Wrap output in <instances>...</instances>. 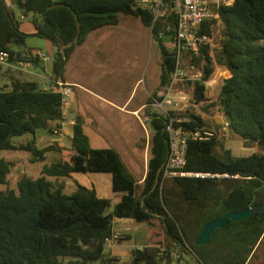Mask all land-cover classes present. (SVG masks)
<instances>
[{
    "label": "trees",
    "instance_id": "trees-1",
    "mask_svg": "<svg viewBox=\"0 0 264 264\" xmlns=\"http://www.w3.org/2000/svg\"><path fill=\"white\" fill-rule=\"evenodd\" d=\"M138 1L23 0L22 14L31 18L36 30L32 36L56 47L52 75L61 81L73 52L92 33L116 26L119 13L139 18L151 29L163 55L160 82L164 85L175 64L166 43L175 37L177 19L170 15L152 26L153 15L137 8ZM218 24L222 34L214 46L211 41ZM200 32L210 41L189 61L201 69L202 77L184 85L196 107L170 115L189 118L178 124L185 130L215 134L208 141L188 140L187 171L239 178L176 177L160 186L161 168L169 154L165 131L169 117L156 112L150 113L152 135L142 182L116 150L93 149L80 121L74 127L71 148H38L34 137L15 144L16 137L59 129L64 121L62 98L0 64V81L6 82L0 87V184L6 186L0 190V264H123L106 252L115 223H152L154 219L174 249L156 244L133 248L126 258L130 264H167L174 250L189 264H255L264 249L260 212L216 229L205 245L195 241L205 224L224 214L264 206V0H235L220 8L218 19L206 20ZM30 36L22 31L6 0H0V52H8L11 62L32 59L31 52L13 49L14 44L25 46ZM218 67L229 70L231 76L222 79L219 94L212 100L205 82ZM216 118L223 122L216 123ZM233 137L260 151L246 157L233 155L225 146ZM52 150L59 153V161L44 165L35 179L23 175L17 180V190L9 189L14 165L1 156L3 152L26 151L32 162H43ZM74 173L110 174L112 191L120 194L118 200L101 198L81 184L66 194V179Z\"/></svg>",
    "mask_w": 264,
    "mask_h": 264
},
{
    "label": "crops",
    "instance_id": "crops-1",
    "mask_svg": "<svg viewBox=\"0 0 264 264\" xmlns=\"http://www.w3.org/2000/svg\"><path fill=\"white\" fill-rule=\"evenodd\" d=\"M6 2L19 18L22 31L31 35L30 37H36L32 36L36 30L31 18L29 16L24 17L22 14L23 0H6ZM96 33L97 31L89 36V38L91 37L90 41L89 38H87L85 43L75 49L66 64L63 81L55 80L52 75V65L57 49L47 40L45 44L43 43L31 47L26 45L22 51H18L22 53L42 51L50 56V60L30 59L31 57L28 56L24 59L29 62L26 66L17 67L14 65L16 63V61H14L12 62L13 66H5V68L14 71L15 75L18 77L36 82L42 89H46L56 82L74 85L73 93L69 97L68 105L64 110V121L61 122L59 128L60 134L56 135L49 129H45L44 131H48L55 136L47 140L43 148L52 145L71 148V137L74 134V127L80 121L83 131L87 135L90 146L93 149L112 148L116 150L121 155L131 173L142 181L147 171V159H145L143 165L139 158L142 157L141 153L143 151L144 156L147 155L148 141L146 142L143 137L144 134H149L147 123L151 124L150 121L145 123L144 118L146 115L156 112L149 104L152 97L160 95L163 85H161L160 82L158 87L149 90L146 94H141V98L137 101H135L136 94L133 95V93L128 97L120 99L114 95L106 96L105 93L100 92L101 86L103 85L102 81L105 77H108V75L117 73L119 66L117 55L110 53L112 46L108 45L104 50L103 47H105V45L97 42L98 36H96ZM105 51L107 53H105ZM19 61L25 62L22 60ZM49 62H51V65H49ZM40 69H42L43 72H41ZM215 73L216 78L213 77L212 79L214 85H218L219 80L231 76L230 71L222 67L216 68ZM128 121L131 122L130 125L127 124ZM50 125L53 127L54 124ZM32 137L35 138L37 143V133ZM19 158L25 159V162L26 160L31 161L28 154L19 155ZM12 160L13 162L15 161V159H11V161ZM137 163L141 164L142 167L140 166L136 169ZM141 168L143 173L140 171L137 173ZM16 172L18 174L16 180H18L23 175H21L19 171ZM26 172L27 171L24 170V175H26ZM135 173L137 175H135ZM138 174H140V177H138ZM76 175L83 177L79 184L94 189L101 198L113 199L116 195L120 196V194H115L112 191L110 174L74 173L71 177L66 179V186L68 185V180H75ZM124 221H118L114 228V231L119 232L122 236L120 243L112 248H106V252L110 253L112 257L119 259L121 262L125 261L129 252L134 248L128 249L126 245H123L124 241L130 239L128 232L131 229ZM161 239L160 242L154 241L156 243L153 244L161 247L164 246L161 245L163 243L165 246L168 245L169 248H172V250L174 249L173 242L165 233L162 234ZM144 246H139V248H143Z\"/></svg>",
    "mask_w": 264,
    "mask_h": 264
},
{
    "label": "rangeland",
    "instance_id": "rangeland-1",
    "mask_svg": "<svg viewBox=\"0 0 264 264\" xmlns=\"http://www.w3.org/2000/svg\"><path fill=\"white\" fill-rule=\"evenodd\" d=\"M57 1V0H54ZM104 30V31H103ZM222 34V25L218 24L215 27L214 38L211 41L214 46H217L220 42ZM98 36V43L104 44L105 50L107 46L111 45L110 53L117 55V62L119 70L117 73H113L105 77L102 81L100 92L105 93L106 96L114 95L122 99L123 97H128L133 93L136 94L135 101L141 98V94H146L149 90L158 87L160 84V77L163 69V55L159 51L157 41L152 37L151 29L144 26L139 18L125 15L123 13L118 14V24L114 27L105 28L98 30L96 33ZM89 38V37H88ZM91 37L89 38V41ZM45 44L46 40L39 37H28L25 42V46H35ZM171 42L167 40L166 46L172 52ZM23 45L14 44L13 49L15 51H22L25 47ZM102 49V51H103ZM105 53H107L105 51ZM51 65V62H49ZM41 72L42 69H40ZM216 78V73L214 76ZM222 80L218 81V85L207 89V96L210 99H215L218 96ZM6 82L0 81V87L4 86ZM80 92V91H79ZM135 103V102H134ZM149 122V121H148ZM222 119L216 118V123H222ZM128 125L131 124L130 121L127 122ZM127 125V126H128ZM122 128V126H121ZM120 128V129H121ZM148 133L144 134V140L149 143V139L152 135L151 124L147 123ZM37 143L38 148H43L47 140L54 138L50 132L44 130H37ZM32 134H25L21 137H16L12 141L15 144L26 143L31 140ZM29 139V140H28ZM148 146V145H147ZM225 146L232 150L233 155L238 157H246L254 152L260 151L258 147H252L248 145L242 138L233 137L225 141ZM143 151V148H142ZM144 152V151H143ZM141 153L142 157L139 159L144 165L147 155ZM31 155L26 151H5L2 153V157L14 165V169L9 176V189L17 190V172L19 171L21 175H24V170H26V176L30 178H37L40 176L41 170L44 165H50L59 161V153L55 150L49 151L45 156V161L32 162L25 159H20L19 155ZM147 154L148 148H147ZM138 158V157H137ZM11 159H15L11 161ZM138 159V160H139ZM138 169L141 164H136ZM142 167V166H141ZM147 168V166H146ZM142 172V168L138 170L137 173ZM143 173V172H142ZM141 173V174H142ZM135 175H137L135 173ZM140 177V174H138ZM83 179L82 176L76 175L75 180H68V185L65 189L66 194L72 193L77 184L81 183ZM142 182V181H141ZM6 186L0 184V190L5 189ZM118 195L113 197V202L117 201ZM125 224L129 225L131 229L129 230L130 239L123 242V245L127 246L128 249L139 248V246L151 245L156 243L154 241L160 242L162 240L163 229L160 227V222L158 220H153L152 223L148 222H135V221H124ZM159 244V243H158ZM162 249H168L169 246L161 244ZM255 264H264V249H260L259 257L254 261ZM123 264H130L128 259H125ZM192 264V263H191Z\"/></svg>",
    "mask_w": 264,
    "mask_h": 264
},
{
    "label": "built area",
    "instance_id": "built-area-1",
    "mask_svg": "<svg viewBox=\"0 0 264 264\" xmlns=\"http://www.w3.org/2000/svg\"><path fill=\"white\" fill-rule=\"evenodd\" d=\"M235 0H139L137 8L146 10L153 15V24L161 18L175 16L177 27L175 37L171 42L172 53L175 58V64L169 73V77L162 87L159 96L152 97L149 106L154 108L159 114L169 117L165 131L168 134L169 154L161 168L160 186H163L169 180L181 178L195 179H230L239 178V175H230L227 173L218 174L202 171H187V149L188 140L208 141L214 137V132L204 129L185 130L178 125L183 122H189L186 117H173L171 112L180 113L182 111L196 107L192 102V95L184 89L187 82H195L201 79L202 71L189 60L192 55L200 52L201 48L210 41V38L200 32L202 24L208 19H218L219 10L223 6H230ZM32 58L48 61L50 56L42 51L31 53ZM8 52H0V64L4 66H13L9 61ZM16 61L14 65L26 66L29 62ZM14 62V61H13ZM213 79V78H212ZM205 82L208 88L214 87L213 80ZM71 84L56 82L45 90H52L61 95L62 111L68 105L69 97L73 93ZM150 114L146 115L144 122L150 121ZM227 130V123L223 124V131ZM54 134H60V130H54ZM73 138V136L71 137ZM117 224L115 223V226ZM114 226V228H115ZM122 236L119 232H113L112 236L106 240V246L112 248L120 243ZM169 264H188L181 260L180 252L174 250Z\"/></svg>",
    "mask_w": 264,
    "mask_h": 264
},
{
    "label": "water",
    "instance_id": "water-1",
    "mask_svg": "<svg viewBox=\"0 0 264 264\" xmlns=\"http://www.w3.org/2000/svg\"><path fill=\"white\" fill-rule=\"evenodd\" d=\"M254 212H260V217H262L264 215V206H254V207L249 208V209L244 210V211L228 212V213L224 214L223 216L205 224L200 235L197 237L195 243L197 245L207 244L211 234L216 229H219V228H222V227L228 225V223L230 221L243 220V219L249 217L250 215H252ZM167 264H169V262H167Z\"/></svg>",
    "mask_w": 264,
    "mask_h": 264
}]
</instances>
